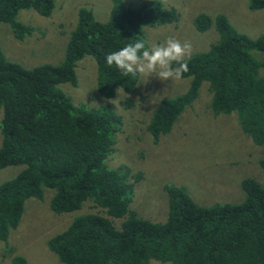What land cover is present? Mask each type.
Returning a JSON list of instances; mask_svg holds the SVG:
<instances>
[{
  "label": "trees",
  "instance_id": "1",
  "mask_svg": "<svg viewBox=\"0 0 264 264\" xmlns=\"http://www.w3.org/2000/svg\"><path fill=\"white\" fill-rule=\"evenodd\" d=\"M111 1L104 22L86 7L78 10L59 64L26 68L8 60L0 48V168L24 166L0 184V241L6 244L10 230L20 223L26 200L43 199L51 190L49 207L56 213L79 210L85 201L93 209L46 242L64 264H149L152 259L264 264V187L257 180H242L240 201L210 206L197 204L184 187L166 186V220L142 218L131 209L130 171L105 163L115 152L120 117L109 106L75 105L59 89L64 82L76 86L77 62L89 55L96 62L102 96L112 97L119 88L136 92L138 76L124 77L107 65L106 56L137 39L146 40V26L179 20V12L163 0H142L133 6L125 0ZM248 1L252 9L264 8V0ZM54 2L0 0V22L10 24L21 40L34 29L17 21L19 10L33 8L49 15ZM194 24L200 32L214 27L218 39L188 59L189 71L181 77L189 78L187 89L162 101L148 123L150 133L156 138L169 132L206 88L215 113L236 112L253 141L264 145V34L252 38L239 32L222 13H204ZM260 164L264 170V158ZM26 263L23 256L11 261Z\"/></svg>",
  "mask_w": 264,
  "mask_h": 264
},
{
  "label": "rangeland",
  "instance_id": "2",
  "mask_svg": "<svg viewBox=\"0 0 264 264\" xmlns=\"http://www.w3.org/2000/svg\"><path fill=\"white\" fill-rule=\"evenodd\" d=\"M138 5L142 0H125ZM179 12L177 22L143 28L148 47L159 45L169 36L189 41L191 56L207 50L218 39L214 27L200 32L194 24L204 13H218L239 32L252 38L264 34V8L252 9L248 0H163ZM86 7L94 17L104 22L109 18L111 0H55L52 12L41 15L33 8L17 13V21L34 29L23 39L15 37L10 24L0 22V48L4 56L23 67L59 64L64 58L68 37L78 18V10ZM96 62L92 56L82 57L76 66V86L64 82L58 85L75 105L91 108L109 106L120 117L115 152L107 157L109 168L125 167L133 183L131 209L142 218L163 222L168 213L166 186H181L199 205L234 203L243 197L242 180L251 178L264 187V145L256 144L239 122L236 112L215 113L210 94L203 93L186 107L173 122L169 132L150 133L148 123L162 101L181 95L189 78L161 81L152 76H139L137 91L122 89L112 97H104L97 87ZM264 75V70L261 72ZM129 103L126 104V99ZM115 100V104L109 101ZM2 109H0V120ZM1 139V135H0ZM1 145V143H0ZM23 165L0 168V184L14 178ZM133 175H137L134 181ZM51 190L43 199L26 200L20 223L10 230L7 243L0 241V264H11L23 256L26 264H64L46 242L63 231L76 216L93 211L83 202L73 212L56 213L49 207ZM149 264H173L152 259Z\"/></svg>",
  "mask_w": 264,
  "mask_h": 264
},
{
  "label": "clouds",
  "instance_id": "3",
  "mask_svg": "<svg viewBox=\"0 0 264 264\" xmlns=\"http://www.w3.org/2000/svg\"><path fill=\"white\" fill-rule=\"evenodd\" d=\"M191 53V43L182 42L175 36H169L164 43L151 47H148L146 40L137 39L108 54L106 63L110 67L115 66L124 77L139 75L155 76L161 81L177 80L189 71ZM109 102L114 103L115 100Z\"/></svg>",
  "mask_w": 264,
  "mask_h": 264
}]
</instances>
